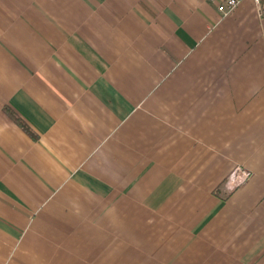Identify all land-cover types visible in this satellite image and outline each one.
Masks as SVG:
<instances>
[{
	"label": "crops",
	"instance_id": "obj_1",
	"mask_svg": "<svg viewBox=\"0 0 264 264\" xmlns=\"http://www.w3.org/2000/svg\"><path fill=\"white\" fill-rule=\"evenodd\" d=\"M0 264H264V0H0Z\"/></svg>",
	"mask_w": 264,
	"mask_h": 264
},
{
	"label": "built area",
	"instance_id": "obj_2",
	"mask_svg": "<svg viewBox=\"0 0 264 264\" xmlns=\"http://www.w3.org/2000/svg\"><path fill=\"white\" fill-rule=\"evenodd\" d=\"M217 4V11L222 17L232 13L242 0H213ZM256 4L259 0H253ZM252 176V173L241 166H235L227 178L222 182L221 188L226 195L235 192L242 187Z\"/></svg>",
	"mask_w": 264,
	"mask_h": 264
},
{
	"label": "trees",
	"instance_id": "obj_3",
	"mask_svg": "<svg viewBox=\"0 0 264 264\" xmlns=\"http://www.w3.org/2000/svg\"><path fill=\"white\" fill-rule=\"evenodd\" d=\"M15 120L18 122V124L20 125V127L22 128V130H24L26 133H28L29 135H31V132L27 129V127L21 121H19L17 118H15Z\"/></svg>",
	"mask_w": 264,
	"mask_h": 264
}]
</instances>
